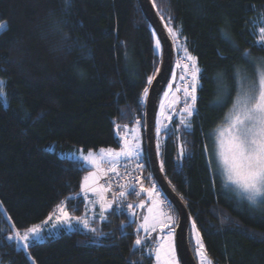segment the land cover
<instances>
[{"label":"trees","instance_id":"trees-1","mask_svg":"<svg viewBox=\"0 0 264 264\" xmlns=\"http://www.w3.org/2000/svg\"><path fill=\"white\" fill-rule=\"evenodd\" d=\"M151 1L173 43L169 27L185 39L200 82L195 102H186L196 107L191 119L173 116L157 134L161 169L212 264H264V207L241 201L211 160L238 75L252 77V59L264 58L250 32L264 0ZM0 24L7 25L0 32V264H155L145 245L134 246L137 223L113 205L107 219L91 223L95 233L62 231L27 249L8 240L44 222L62 201L83 214L80 186L89 168L59 148H117L116 126L139 123L143 170L153 178L144 89L159 71L161 45L138 0H0ZM172 218L178 222L175 210ZM189 243L195 256L190 231Z\"/></svg>","mask_w":264,"mask_h":264},{"label":"snow or ice","instance_id":"snow-or-ice-1","mask_svg":"<svg viewBox=\"0 0 264 264\" xmlns=\"http://www.w3.org/2000/svg\"><path fill=\"white\" fill-rule=\"evenodd\" d=\"M155 6V5H153ZM161 14V13H158ZM163 18V17H162ZM264 21V18H262ZM170 23V17H169ZM7 25L0 24V32L6 31ZM169 33L175 38V31L169 27ZM258 43L264 47V22L258 29ZM156 47H160V42L157 41ZM187 50L185 49V52ZM247 56V53H245ZM187 59L193 61V81L196 80V73L199 71L195 67V58L190 55ZM187 70V65H185ZM183 79V77H181ZM0 81V84H3ZM152 83V78L149 77L148 84ZM185 95L191 96L193 103L195 102L196 85L192 84L191 91L185 88ZM148 89H144V95L147 96ZM5 95L2 88H0V96ZM184 112L188 116L192 115V105L185 104ZM170 119V117H166ZM185 127H190L185 120H181ZM119 129V125L116 126ZM127 126H125L126 128ZM136 132V129L132 130ZM159 134V129H157ZM122 146L119 151L112 148H101L99 154H94L89 151L86 155L78 157L83 164L90 165L89 174L83 178L80 186V192L84 193V199H88V193L91 192L97 197L96 203L100 205L99 218L101 220L107 219L104 213L112 209V205L118 199L125 198L126 195L132 194L139 196L142 192H147L151 200V207L148 208V215L143 218L144 222L139 227L145 232L155 231L157 225H167L172 221V217L163 212L161 208L162 201L159 199V194L155 190V186L145 189L143 182H140L139 191L135 184L118 185L122 190L118 193H112V199L109 200L106 193L112 192V184L108 180L105 184H101L100 180L108 176V173H115L120 176L118 167L121 162L124 163L127 171V162L135 161L136 167L143 169L144 163L141 161L142 149L138 135L128 137L127 132L120 137ZM215 156L225 179L226 186H232L241 201H246L253 207H264V62L254 65V72L251 78L243 76L240 78V87L232 102V107L229 114L225 118V123L216 135L215 142ZM87 170V169H86ZM136 179H139L137 177ZM140 208L144 207L143 202L137 205ZM59 215L57 216V223L71 227V221L76 220L78 224L93 233L95 228L89 226L87 219H81L71 216L67 211L64 201L57 206ZM127 209L131 216H135L133 205L128 204ZM87 215V213H85ZM52 217L50 216L49 219ZM55 227V225H53ZM195 229V223H193ZM40 227L34 226L27 229V232L20 236L16 233L15 239L22 243V246L27 249L31 237H38L40 234ZM173 234L170 232L166 242L159 244L154 252L150 255L155 256L156 264H177L176 249L172 242ZM13 236H8V240H12ZM197 255L200 258V264H211L210 259L206 255L204 245L200 240L199 232H196ZM135 247L142 246L141 239L135 240Z\"/></svg>","mask_w":264,"mask_h":264},{"label":"rangeland","instance_id":"rangeland-1","mask_svg":"<svg viewBox=\"0 0 264 264\" xmlns=\"http://www.w3.org/2000/svg\"><path fill=\"white\" fill-rule=\"evenodd\" d=\"M262 18H264L263 14L259 17L260 20L257 23V25L253 26L252 28H250V32H251L252 36L254 37L253 41H254L255 44H257L259 46H261V44L257 42L258 39H259L257 33H258V29L261 26L262 22H264V21H262ZM253 24L255 25L256 23L253 22L250 25H253ZM173 40H174V43H175V46H176V51L179 52V54L177 55V59H176V66L182 67V61L179 60L180 58H183V57L187 58V56H189V55L191 57H194V56L188 50L186 42H184L185 39L182 38L181 35L176 33L175 38L173 37ZM185 49L187 50L186 52H185ZM194 62H195V67L197 66L196 68L198 69V64H197L196 59H195ZM262 62H264V58H261V59L260 58H255V60L252 59L253 67H254V65L260 64ZM188 65L189 66L193 65V61L189 60L188 61ZM196 75L197 76H196V80H195V85H196L195 97L197 99V88H199V85H200L199 78H198L199 71L196 73ZM243 76H246V74L240 73L238 75L237 90L240 87V78L243 77ZM247 77L251 78V76L250 77L247 76ZM176 78H177V73H176V70L173 69V71L171 73V76H170V78L168 80V83H167L164 91L162 92V94L159 97V101H158L159 109H158V121H157V125H158L159 131L162 129L164 124L165 123L167 124L168 121L170 120V119H167L166 117L172 118L173 116H181L182 118L185 117L186 120H189V119H191V116L196 111V107L192 106V115L188 116V114L186 112H184V111L182 112L180 110L179 106H180V103L183 101L184 96L181 93V87L179 85L180 83L179 84L177 83ZM0 88H2L4 93H5V85H4V83L0 84ZM1 98H2V100L4 101V103L6 105L5 95L1 96ZM229 111L226 114V116L229 114ZM224 123H225V120L215 130V133H214V135H215L214 139L215 140H214V146H213L212 153H211L212 154L211 160H212V163L214 165V168L220 174V176H221V178H222V180H223V182L225 184V179L223 177L222 171L219 168V164H218V161H217L216 156H215L216 135H217L218 130L221 127H223ZM125 126H127V127L125 128ZM125 126H122V127L120 126L119 129H117V127H116L117 136L120 139V137L124 136L126 132H127V135H128L129 138H131L133 135H138L139 139H140L141 149H142V156H141V159H142L143 158V154H144V147H143V135H142V132H141V126L139 125V123H134L133 125H125ZM133 129H136V132H133L132 131ZM122 143L123 142L121 140V145L119 147H117V148L110 147V148H112V149H114L116 151H119L120 147L122 146ZM163 144H164V138H161L160 136H158V146L160 147V150H161ZM50 149L53 150L54 149V145L51 146ZM105 149H107V148H105ZM57 151H58V154L60 156L69 157V158L78 160L80 162H82V161L79 160L78 157H80L81 155H86L89 152V151H85V150H83L81 148H78V147H74L72 150H70V149L69 150H67V149L66 150H62L61 148H59ZM91 152H93L94 154H97V155L99 154V150L98 151L91 150ZM84 165L87 168H89V170H93L94 171V169H91L90 165H86V164H84ZM88 174H89V171L87 172V174L85 176H87ZM102 180L103 179L100 180L101 184H103ZM228 187L232 189V186L229 185ZM233 192L239 198L238 194L235 191H233ZM80 194L84 197V193L80 192ZM87 195H88V199L85 200V209H84L83 214L80 215V216H76V215L71 214L69 209H68V207H67L66 202H65V204H66V207H67V211L70 213L71 216H74V217H77V218H81V219H87L88 222H89V226L92 227L91 223L93 222V220L100 219L99 218V214H100L101 209H100L99 203L95 202L97 200V197L95 195H93L91 192H89ZM144 198H147V199L144 200V207L140 208L137 205L134 206L133 207V211L135 212V216L134 217L131 216L132 220L137 223L136 230H137V233H138V238L141 239V241H142V245L143 246L145 245L147 250H148V252L152 253V252H154V250L156 249V247L159 244L166 242V240L168 238V235L171 232L173 234L172 242L174 243L175 249H176L175 229H176L177 222L174 219H172V221L170 223H168L167 225H164V224L157 225L155 231H151L150 230L148 232H145L142 228L139 227L144 222L143 218L148 215V208L151 207V203H152L151 200L149 199V197L145 196ZM107 212H109V210L104 213L105 216H107L106 215ZM85 213H87V215H85ZM58 215H59V209L57 207L55 212L52 215H50L52 217L51 219H49V217H50L49 216L44 222L36 224V225H33L32 227L39 226L41 231H40V234H39L38 237H31V234H29L30 235V240H29L28 243L32 244V243H35V242H42L45 238L57 235V234H59L62 231H67V232L75 231V230L89 231V230L85 229L82 224H78L76 222V220H72L71 221V227H69L67 225H62V224L57 223V216ZM53 225H55V227H53ZM32 227H30V228H32ZM190 228H191L190 229V238H191V241L193 243L194 253H195V256H196V258L198 260V264H200V258L197 255V247H198V245L196 243V232H199V230L196 228V226H195V229H193V223L191 224ZM26 232H27V229L25 231H23L22 233H19V234H20V236H23ZM16 233L17 232H15L13 234V239H15ZM199 237H200L201 242L203 243L200 232H199ZM15 240H17V239H15ZM18 243L22 246L21 242L18 241ZM152 256L155 259V256L154 255H152ZM176 259H177V264H181L180 260L178 258L177 250H176ZM155 264H156V261H155ZM211 264H212V262H211Z\"/></svg>","mask_w":264,"mask_h":264},{"label":"water","instance_id":"water-1","mask_svg":"<svg viewBox=\"0 0 264 264\" xmlns=\"http://www.w3.org/2000/svg\"><path fill=\"white\" fill-rule=\"evenodd\" d=\"M139 5L155 30L161 45V64L159 71L152 81L145 103V145L146 153L153 178L165 197L172 204L178 216L175 229V244L181 264H198L189 243L191 216L180 196L170 186L159 161L157 150V117L158 101L164 91L176 61L175 45L169 37L151 0H138Z\"/></svg>","mask_w":264,"mask_h":264},{"label":"built area","instance_id":"built-area-1","mask_svg":"<svg viewBox=\"0 0 264 264\" xmlns=\"http://www.w3.org/2000/svg\"><path fill=\"white\" fill-rule=\"evenodd\" d=\"M179 60L182 61V67L176 66V63H175V70L177 73L178 84L180 83L179 85L181 87V93L184 96V99H183L184 104L181 106V108L184 109L186 102H188L190 104L193 103L191 96H186L184 90H185V88H187L190 92L192 84L195 83V81H193V75H192L193 67H192V65L191 66L188 65L189 60L185 57L180 58ZM185 65H187V70L185 69ZM181 77H183V79H181ZM195 93H196V91H195ZM195 93H194V95H195ZM124 163L125 162L122 161L121 165L118 167V171L120 172V176H116L115 173H108V176L102 180L103 184H105L108 180H110V182L112 184V192L106 193L107 198L109 200H111L113 192L118 193L122 190L118 185L132 183V184H135L137 186V191H139L140 182H143V186L145 189H149V188H152L153 186H155V190L159 194V199H160V201H162V206H163L164 212L167 215H170L172 217L174 214V210H173L174 208H173L172 204L170 203V201L165 197L163 192L158 187L155 179H153L151 176H147L144 173L143 169L137 168L135 161L127 162V171L125 170ZM137 177H139V179H136ZM142 196L149 197L147 192H142V193H140L139 196L128 194V195H126L125 198L118 199L116 202L113 203L114 213H117V214L129 213V211L127 209V205L128 204L132 205V202L135 199L141 198Z\"/></svg>","mask_w":264,"mask_h":264},{"label":"crops","instance_id":"crops-1","mask_svg":"<svg viewBox=\"0 0 264 264\" xmlns=\"http://www.w3.org/2000/svg\"><path fill=\"white\" fill-rule=\"evenodd\" d=\"M84 198V197H83ZM141 202H143V204H144V200H138V201H136L135 203H134V205H139ZM110 211V210H109ZM108 213L109 212H107V214L106 215H108Z\"/></svg>","mask_w":264,"mask_h":264}]
</instances>
